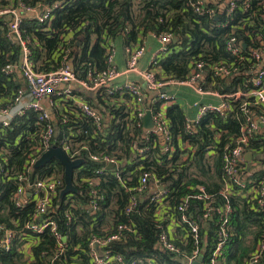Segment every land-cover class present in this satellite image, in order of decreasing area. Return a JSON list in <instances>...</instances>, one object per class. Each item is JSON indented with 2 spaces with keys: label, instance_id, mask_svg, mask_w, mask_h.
<instances>
[{
  "label": "trees",
  "instance_id": "16d2710c",
  "mask_svg": "<svg viewBox=\"0 0 264 264\" xmlns=\"http://www.w3.org/2000/svg\"><path fill=\"white\" fill-rule=\"evenodd\" d=\"M25 1L36 5L39 0ZM66 1L62 8L55 10L51 24L33 18L25 19L22 24L31 58L40 71L56 69L66 60L83 78L90 67H97L99 72L107 69L106 49L111 42H121L126 47V44L137 43L140 35L171 32L178 41L171 43L172 52L157 58L158 78L185 80L195 62H202L205 67L202 82L206 90L229 94L253 87L247 60L229 50L228 42L232 37L246 42L249 47L245 52H249L250 45L260 44L264 39V13L262 5L260 10L257 8L264 0H250L249 8L245 7L243 0H238L233 13L223 12L217 16L199 14L192 5L196 0ZM206 5L218 9L216 3ZM7 32L8 26L0 20V105L3 107L12 103L17 90L24 85L19 75L14 77L3 71L5 65L19 63L22 58L21 45L12 42ZM69 36L72 37L67 42ZM66 47L70 49L68 53L64 51ZM216 64L235 67L238 73L224 78L214 72ZM80 93L86 101L102 109L107 121L103 130L97 129L91 119L82 114L78 116V108L66 99L60 101L65 103V108L52 110L58 131L56 143L67 142L69 155L84 159L81 167L74 171L78 191L63 197L60 193L53 196L45 215L54 219L65 237L61 250L49 230L35 234L25 227L35 211V204L21 208L12 200L20 185L19 175L25 172L31 183L53 173L61 175L65 186L64 167L58 160L52 159L38 168L28 166L32 152L40 156L33 149L35 144L41 143L45 128L39 120V113L28 110L16 116L8 126L0 125V159L5 164L0 175V264H98L92 256L91 240L94 236L107 237L116 232L120 223L130 224L133 230L123 231L120 240L100 247V255L121 253L127 262L134 264H188L186 257L198 245L187 226H178L173 235V241L181 251L177 254L159 245L161 225L165 229L168 227L171 219L168 215L173 220L181 217L180 203L185 197L199 192V185L214 195L217 208L223 206L225 200L220 191L224 184V147L240 133L244 119L241 104L246 99L233 100L232 110L225 115L206 113L195 129L188 131L183 107L176 102L171 104L166 113L175 150L167 152L163 150L159 136L155 133L148 135L144 121L140 125L141 119L137 116L126 118L124 107L118 108L112 97ZM147 94L144 105L159 108L158 104H152L154 95ZM254 112L261 113L262 109L256 108ZM183 141H189L194 148L187 156V149L180 145ZM210 146L213 148L209 149ZM140 147L145 149L144 158L140 156ZM251 150L264 151L263 132L254 133ZM92 154L110 156L119 164L108 168L106 161H95ZM99 168H103L101 174L95 172ZM144 170L153 173L154 179L150 182L164 185L168 195L157 204L151 200L155 191L150 190L139 197L138 205L127 214L125 209ZM92 179L97 181L91 182ZM92 199L97 200V210L89 208ZM230 202L234 235L223 248L219 264H242L264 235V212L250 208L238 196H231ZM188 204L186 213L200 224L199 245L207 262L217 238L216 216L211 220L202 218L203 200L190 196ZM7 230L14 233L9 249L3 244ZM24 232L27 234L25 238H37L30 259L22 247Z\"/></svg>",
  "mask_w": 264,
  "mask_h": 264
},
{
  "label": "built area",
  "instance_id": "2783aa9c",
  "mask_svg": "<svg viewBox=\"0 0 264 264\" xmlns=\"http://www.w3.org/2000/svg\"><path fill=\"white\" fill-rule=\"evenodd\" d=\"M37 2L36 5H30L25 0H0V20H3L8 26L7 37L12 42L18 43L22 47V58L20 62L5 65L3 71L14 77L19 75L24 83V85L17 90L11 104L5 107L0 105V125L4 127L8 126L16 116L23 115L28 110L38 112L39 120L44 124L45 128L41 143L35 144L33 149L38 155L40 154V156L54 144L61 146L67 153L70 150L67 142H63L62 144L56 143L55 136L57 124L54 121L52 112H49V110H53V108L60 109L61 106L65 107V103L60 102L63 99L70 100L72 105L78 108V116L82 114L91 119L96 124L97 129H104L107 119L102 109L86 101L80 92L98 93L104 97H112L118 108L124 107L125 113L127 114L126 118L137 116L141 119L140 125H142L147 111L150 110L154 126L150 129L145 128L147 134L155 133L159 136L163 150L167 152H173L175 150L171 125L166 111L168 106L175 102L176 96L169 94L166 89L169 85H187L194 88L196 92L200 94L213 93L224 98L220 104L196 102L195 106L198 107L197 115L193 119L188 116L186 117L185 128L187 131L195 129L196 123H198L206 113L213 112L225 115L232 110L231 102L233 100L242 97L246 100L251 98V101L244 100L241 104V111L244 115V119L240 127V133L224 147V184L220 191V194L225 200L223 206L217 208L214 205V195L208 193L202 185L198 186L199 192L190 195L194 198L203 200L204 212L202 218L211 220L216 216L217 238L208 261L205 262V264H219V257L222 254L223 248L234 235L230 217L233 213L230 197L238 196L246 201L250 208L264 212L263 180L261 179L255 182L245 177V164L247 160L245 156L248 151L251 150V141L254 137V133L264 131V39H262L258 46H250L249 52L244 51L245 49L241 45L242 41H239L236 37H232L228 42L229 50L239 55L242 59L247 60V71L253 82V87L247 91L239 89L234 93L222 94L216 90H206L202 82L205 78V67L202 62H195L192 71L185 80L168 79L165 76L158 78L157 73H159L160 70L155 67L156 60L162 54L172 52L171 43L175 42L174 38L176 36L171 32H162L159 34L152 33L157 39L159 47L153 54L147 68H140V60L147 50L144 35H140V40L137 43L126 44L125 67H119L117 62V47L111 42L106 49L107 69L103 72H99L97 67H90L86 77L82 78L75 71L73 64L66 60L63 61L59 67L50 71H40L36 69L31 58L27 40L23 35L22 24L24 20L28 18L36 19L40 23L51 24L55 16V10L62 8L67 1L53 0L52 2H48L47 0H39ZM208 2L218 4V9L216 7L208 8L206 5ZM243 2L246 8L250 7V0H243ZM192 5L199 14L208 13L211 16H217L218 13L223 12L228 14L233 13L238 7V0H196L192 2ZM261 5L263 6L264 13V1L258 3L259 7L257 10H260L262 7ZM71 37H67V42ZM64 51L68 53L70 49L66 47ZM213 69L217 75H221L224 78L231 77L235 73H238L235 67L232 68L223 64H216L213 66ZM132 73L139 75L146 82L150 95H154L152 104H158L159 108L152 109L144 105V101L148 94L141 88L138 82L129 78V75ZM44 101L48 102L47 106L43 104ZM256 108H261L262 112H254ZM180 145L187 149L185 152L186 156L189 154L190 150L194 151L189 141H183ZM212 148V146L209 147V149ZM139 153L140 156L144 158L145 149L140 147ZM39 157L32 152L28 166H34ZM70 157L76 159L74 155ZM91 158L95 161L104 160L108 164L112 163L114 166L119 164L117 160L107 155L100 156L92 154ZM253 161L257 160L255 159ZM4 170L5 164L0 159V175H2ZM95 172L101 174L103 168H99V170ZM153 177L154 175L151 171L144 170L141 173L137 186L135 187L136 192L131 195L130 201L125 209L127 214L133 211L138 205L139 197L150 190L155 191L151 196V200L157 204L161 203L163 199L167 197L168 189H166L164 185L158 184L157 181L150 182L151 179H154ZM62 179L61 175L53 173L44 178H37L35 182L31 183L25 172L19 175L20 185L12 195V200L18 207L24 208L30 203L35 204V211L31 219L26 222L25 227L35 234H43L49 230L57 241L58 250L62 249L65 237H63L58 230L54 219L51 216L45 217V215L48 213V208L52 205V197L58 195L64 188ZM94 180L97 181L96 179H92L91 182ZM162 186L164 187L163 189H161ZM28 192L30 193L28 194ZM190 196L185 197L180 203L179 210L181 212V217L173 220L171 215H168L171 218L169 219L168 227L165 229L161 225L162 230L159 234V245L162 248L173 253L181 254L180 248L173 241V235L176 233L178 226H187L188 231L198 245L192 254L186 257L188 264L203 254L202 248L199 245L201 242L200 224L196 219L186 213L189 207L188 202ZM89 208L91 210L98 209L96 199L90 201ZM161 213L162 209L159 211V214ZM125 230L132 231L133 228L128 223H120L117 226V231L107 237L94 236L90 243L93 247L92 256L94 261L98 264H134L127 262L125 256L121 253L112 255L105 253L104 255H100L98 252L100 247L107 245L109 242L120 240ZM23 235L25 240L22 247L24 248L26 257L30 259L32 255V245L37 238H25V235H27L25 232ZM13 236V231H6L3 244L7 249L10 247L11 238ZM96 245H98L97 248ZM263 261L264 235L261 236L256 248L252 251L250 256L245 258L242 264H258Z\"/></svg>",
  "mask_w": 264,
  "mask_h": 264
},
{
  "label": "crops",
  "instance_id": "0c3cea01",
  "mask_svg": "<svg viewBox=\"0 0 264 264\" xmlns=\"http://www.w3.org/2000/svg\"><path fill=\"white\" fill-rule=\"evenodd\" d=\"M144 38H145V43L147 44V49L149 51H152V55L150 56V59H149V61H151L153 54L155 53V51H157V49L159 47V46H156V43H158V41L152 35L151 32L148 34H144ZM261 41L262 40H260V43H261ZM243 43H245V42H241V45L244 48ZM115 45L117 47L118 65L120 68H123L126 65L125 47H124L123 43H121V42H118ZM158 45H159V43H158ZM248 47L249 46L247 44V47L244 49H247ZM144 59L145 58L143 56V58L140 60V68H142V69L147 68L149 65V61L145 65ZM141 62H142V64H141ZM129 78L138 82L139 85L141 86V88L145 92H150L149 89L147 88L146 82L139 75L132 73L129 75ZM183 87H185L187 89L181 90V88H183ZM166 89L168 90L169 94H173L176 96L175 102L178 103L179 105H181L183 107L184 111L186 112V115L192 119L195 118V116L197 115V112H198V107L195 106L196 102L220 104L224 100V98H222L221 96L213 94V93H202V94H200V93L196 92V90L194 88L187 86V85H181L180 86V84H173V85H169ZM88 94L90 96L96 95V93H91V92ZM43 104L47 106L48 102L44 101ZM61 108H65V107L61 106L60 109ZM54 120H55V117H54ZM262 132L264 133V131H262ZM245 157H247L246 164H245V166H246V174H245L246 179L248 178V179L253 180L255 182L262 179L264 182V151L261 150V151H257V153H256L255 151L250 150V151H248V153L246 154ZM255 159L257 161H253ZM260 171H262V173ZM29 193L30 192H28V194Z\"/></svg>",
  "mask_w": 264,
  "mask_h": 264
},
{
  "label": "water",
  "instance_id": "95a60500",
  "mask_svg": "<svg viewBox=\"0 0 264 264\" xmlns=\"http://www.w3.org/2000/svg\"><path fill=\"white\" fill-rule=\"evenodd\" d=\"M178 38L175 37L174 41L177 42ZM80 42H78L79 44ZM244 48L247 47V43H243ZM49 112L51 113L52 110L50 109ZM144 126L146 129H150L154 126V122L152 119V113L150 110L147 111L146 115L144 116ZM58 131L56 133V136ZM52 159L58 160L64 167V180L65 186L60 192V196L63 197L70 192L78 191L77 186L74 183V171L77 168H80L84 162L82 158L72 159L68 153L59 145L54 144L48 150H46L36 161L35 167H41L51 161ZM114 165L112 163L108 164V168H113ZM164 187L162 186L161 189ZM98 245H96V248ZM190 264H205V255L201 254L197 259L193 260Z\"/></svg>",
  "mask_w": 264,
  "mask_h": 264
},
{
  "label": "rangeland",
  "instance_id": "374dc122",
  "mask_svg": "<svg viewBox=\"0 0 264 264\" xmlns=\"http://www.w3.org/2000/svg\"><path fill=\"white\" fill-rule=\"evenodd\" d=\"M155 46V45H154ZM156 46H159L158 45V43H156ZM152 55V51H149L148 49H147V51H146V53H145V55H144V62H145V65H146V63H148V61H149V59H150V56ZM141 64H142V62H141ZM148 65V64H147ZM187 88H185V87H183V88H181V90H186ZM197 98V97H196Z\"/></svg>",
  "mask_w": 264,
  "mask_h": 264
}]
</instances>
